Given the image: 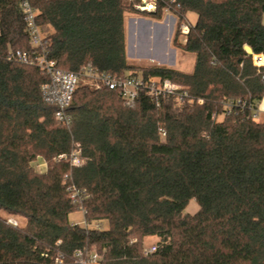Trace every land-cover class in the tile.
<instances>
[{"label":"trees","instance_id":"1","mask_svg":"<svg viewBox=\"0 0 264 264\" xmlns=\"http://www.w3.org/2000/svg\"><path fill=\"white\" fill-rule=\"evenodd\" d=\"M33 5L57 69L167 78L187 96L140 90L125 103L80 82L61 124L42 94L49 76L8 58L35 49L19 0H0V264H78V250L98 264H264V121L251 117L264 98V66L252 61L264 55V0H157L150 13L129 0ZM165 10L177 19L172 45L195 55L191 72L127 62L125 13L159 21ZM189 11L197 19L180 43ZM73 151L80 166L56 160ZM191 199L198 210L184 213ZM76 210L87 226L69 223Z\"/></svg>","mask_w":264,"mask_h":264},{"label":"built area","instance_id":"2","mask_svg":"<svg viewBox=\"0 0 264 264\" xmlns=\"http://www.w3.org/2000/svg\"><path fill=\"white\" fill-rule=\"evenodd\" d=\"M129 2H132L134 9L141 13H150L156 10L157 0H129ZM19 4L29 44L35 51L32 54L19 50L10 52L8 58L25 65L34 66L49 76V83L43 85L41 90L45 100L56 106L57 109L54 117L61 124L65 126L70 124L71 119L68 114V108L71 104L75 89L80 82H84L94 88L106 87L109 90L116 91L125 103H130L135 100L140 90H146L149 95L153 96L171 95L176 97L180 102H183L184 98L187 96L185 90H183L180 85L171 82L167 78L160 79L158 77H150L144 79L141 75L115 77L110 74L97 73L88 68H81L76 73H68L57 69L55 62L49 60L46 56L45 43L36 21L37 9L33 5V0H19ZM167 13L171 14V12L165 10V14ZM176 24L177 19L175 17V27ZM179 28L180 35L178 42L184 43L186 41L185 34L189 27H186L183 22L179 25ZM252 61L256 66H264V55H253ZM198 102L200 103L201 100H198ZM230 104L231 103H228L227 106ZM259 114H264V112L259 111L257 108L251 110L252 119L264 121L259 119ZM56 160H65L74 167L82 164V160L77 151H73L69 155H58ZM70 198L72 201H75V192L70 194ZM80 211L82 212V210ZM7 223L13 226L18 225L17 220L12 217L7 218ZM84 226H87V224L85 223ZM153 251H155V245L144 248L145 254ZM74 256L78 264H98L100 259L99 255L94 252L84 253L81 250L76 251ZM56 261L59 263L62 262L61 259H56Z\"/></svg>","mask_w":264,"mask_h":264},{"label":"rangeland","instance_id":"3","mask_svg":"<svg viewBox=\"0 0 264 264\" xmlns=\"http://www.w3.org/2000/svg\"><path fill=\"white\" fill-rule=\"evenodd\" d=\"M196 19L197 15L194 12H187L184 18L185 26H193ZM174 30L175 17L172 14L167 13L162 20L158 21L146 14L125 13L124 32L127 62L136 65H160L182 72H191L195 55L172 45ZM259 115V119L264 120V114ZM221 119L222 116L217 118L218 121ZM35 166L38 171L44 170V160L38 157L35 160ZM197 210V202L191 199L183 212L194 214ZM17 221L22 223L19 219ZM68 221L70 224L85 225L83 213L80 210L70 213ZM94 225L92 223L89 226L93 227ZM100 227L106 229L107 224L103 222ZM157 241L158 238L155 236L146 237L143 240V247L148 248L155 245Z\"/></svg>","mask_w":264,"mask_h":264},{"label":"crops","instance_id":"4","mask_svg":"<svg viewBox=\"0 0 264 264\" xmlns=\"http://www.w3.org/2000/svg\"><path fill=\"white\" fill-rule=\"evenodd\" d=\"M259 111L264 112V98L261 99V101L257 104L256 107Z\"/></svg>","mask_w":264,"mask_h":264},{"label":"water","instance_id":"5","mask_svg":"<svg viewBox=\"0 0 264 264\" xmlns=\"http://www.w3.org/2000/svg\"><path fill=\"white\" fill-rule=\"evenodd\" d=\"M244 49H245L247 54H249V55L252 54V50H251V48L249 46H245Z\"/></svg>","mask_w":264,"mask_h":264}]
</instances>
